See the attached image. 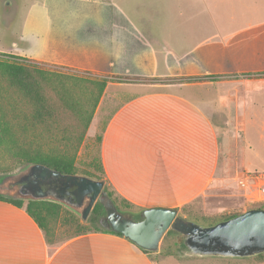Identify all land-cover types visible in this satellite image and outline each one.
<instances>
[{"label":"crops","instance_id":"obj_1","mask_svg":"<svg viewBox=\"0 0 264 264\" xmlns=\"http://www.w3.org/2000/svg\"><path fill=\"white\" fill-rule=\"evenodd\" d=\"M190 1L191 12L162 11L159 30L130 35L115 75L138 82L117 83L126 95L118 101L120 93L112 94L102 121V179L140 210L178 211L199 198L228 160V135L243 138L241 114L264 111V0ZM15 2L0 0L5 25L17 16ZM103 17L119 21L113 13ZM14 47L11 40L0 53ZM105 90L95 113L105 111ZM246 169L247 176L260 173ZM26 207L0 201V264H153L151 251L107 231L46 238Z\"/></svg>","mask_w":264,"mask_h":264},{"label":"rangeland","instance_id":"obj_2","mask_svg":"<svg viewBox=\"0 0 264 264\" xmlns=\"http://www.w3.org/2000/svg\"><path fill=\"white\" fill-rule=\"evenodd\" d=\"M15 5L18 11L14 22L5 25L0 18V52H4L7 43L13 40L16 47L12 49V54L41 68L72 71L77 75L98 79L120 73V64L128 55L126 48L130 35L133 32L138 34L139 30L148 27L159 30L162 11L169 14L192 11L190 0H16L15 4L11 3V6ZM108 12L117 16L119 21L105 19L103 15ZM176 25L177 22L172 20L171 26ZM111 32L113 35H110ZM138 60L139 54L136 53L130 62L136 63ZM117 83H107L104 99L109 100L105 104V111L95 113L76 153V174L102 179V121L113 108L112 94L120 93L118 101L126 95L122 94L124 87ZM239 122L245 128L243 138L240 140L236 133L228 135L231 138L230 153L225 158L228 159L226 163H221L222 171L219 170L215 183L195 201L178 209V216L185 221L210 226V223L232 214L264 207V200L253 199L258 194V188L264 185V111H244ZM218 137L221 151L226 153L223 135L219 130ZM242 140L248 148L242 146ZM253 150L258 157L253 154ZM28 165L15 159L7 149L0 148V194L3 197L16 200L5 194L2 184L9 181L4 178L17 174ZM246 168L260 172L251 174L256 177L255 180L246 181L249 176L243 172ZM105 193L123 213L137 217L141 212L115 196L106 183ZM17 200L24 204L31 201ZM40 201L37 205L41 209V217L46 221L47 234L43 232L47 238L90 233L96 228L92 220L82 221L75 211L63 204ZM52 204L57 207H52ZM152 253L153 264H264V253L241 258L190 256L183 246L182 236L173 230H168L162 236L158 249Z\"/></svg>","mask_w":264,"mask_h":264},{"label":"trees","instance_id":"obj_3","mask_svg":"<svg viewBox=\"0 0 264 264\" xmlns=\"http://www.w3.org/2000/svg\"><path fill=\"white\" fill-rule=\"evenodd\" d=\"M1 56L0 148L7 149L24 164H38L62 175L76 174V153L94 120L96 107L107 83H136L137 78L113 75L98 79L72 71L44 69L12 54L2 53ZM192 80L200 79H186L184 82ZM0 201L18 207L24 204L21 200L6 199L1 194ZM40 202H28L26 212L47 234L45 218L41 217V209L37 205ZM98 209L97 205L94 212ZM240 214H232L222 220ZM93 232L106 231L96 226ZM108 232L121 236L113 231ZM139 249L144 253L150 252Z\"/></svg>","mask_w":264,"mask_h":264},{"label":"water","instance_id":"obj_4","mask_svg":"<svg viewBox=\"0 0 264 264\" xmlns=\"http://www.w3.org/2000/svg\"><path fill=\"white\" fill-rule=\"evenodd\" d=\"M40 170L43 174L48 172L52 176H62L60 173L42 168L38 164H31L17 174L5 177L4 180L11 181L15 185L22 184L29 179V174ZM68 178L80 180L88 185L93 183L92 180L82 176ZM29 184L30 182L24 187H28L30 193L23 194L20 199L60 203L75 211L82 220H85L98 197L103 181H100L95 187L88 186V199L84 203L83 209L71 205L61 197L48 196L41 191L34 192ZM113 215L114 212H108L110 231L121 234L137 247L146 251H156L162 236L168 230H173L184 238L186 251L190 256L241 258L264 253V209H250L210 226H201L185 221L178 216L176 209H143L138 213V221L121 220L114 218ZM128 215L131 214L128 213Z\"/></svg>","mask_w":264,"mask_h":264},{"label":"flooded vegetation","instance_id":"obj_5","mask_svg":"<svg viewBox=\"0 0 264 264\" xmlns=\"http://www.w3.org/2000/svg\"><path fill=\"white\" fill-rule=\"evenodd\" d=\"M62 175V174H61ZM70 176H82L93 181L92 184L82 183L80 180L74 178H68ZM100 181H103L101 190L98 197L88 214L87 218L82 221H93L98 229L102 231H110L111 226L108 220V212H114V218L130 219L132 221H138L139 217H132L128 215L127 212L120 211L114 204H112L111 199L105 193V181L101 178H93L87 175H62V176H52L48 172L42 173V170L35 171L29 174V179L22 184L15 185L11 181L7 183H1L4 186L5 194L10 198L20 199L25 193H30L28 187H24L25 184L30 182L29 187L34 189V192L41 191L48 196L62 198V200L67 201L79 209H83L84 203L87 201V193L89 192L88 186L95 187ZM99 206L97 212H94L96 206ZM183 239V245L186 248L185 240Z\"/></svg>","mask_w":264,"mask_h":264},{"label":"built area","instance_id":"obj_6","mask_svg":"<svg viewBox=\"0 0 264 264\" xmlns=\"http://www.w3.org/2000/svg\"><path fill=\"white\" fill-rule=\"evenodd\" d=\"M256 179V177H254V176H248L247 178H246V181L248 182L249 180L250 181H253V180H255ZM243 186H245V185H247V184H244V183H241ZM255 201H262V200H264V185H262V186H260L259 188H258V194L256 195V197L255 198H253Z\"/></svg>","mask_w":264,"mask_h":264}]
</instances>
